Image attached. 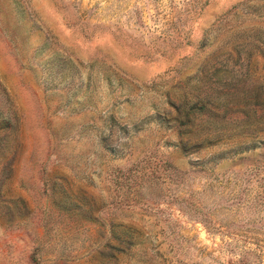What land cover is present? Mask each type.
Returning a JSON list of instances; mask_svg holds the SVG:
<instances>
[{"label": "rangeland", "instance_id": "1", "mask_svg": "<svg viewBox=\"0 0 264 264\" xmlns=\"http://www.w3.org/2000/svg\"><path fill=\"white\" fill-rule=\"evenodd\" d=\"M0 264H264V0H0Z\"/></svg>", "mask_w": 264, "mask_h": 264}]
</instances>
